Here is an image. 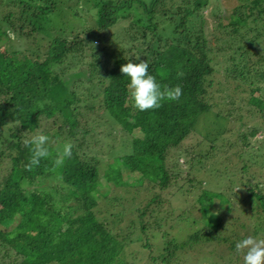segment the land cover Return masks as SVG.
<instances>
[{
    "label": "trees",
    "instance_id": "obj_1",
    "mask_svg": "<svg viewBox=\"0 0 264 264\" xmlns=\"http://www.w3.org/2000/svg\"><path fill=\"white\" fill-rule=\"evenodd\" d=\"M210 1L148 0L144 8L130 1H93L101 46L114 43L104 29L121 22L122 41L127 38L137 47H120L103 60L95 55L77 92L59 78L68 65L59 73L54 68L61 57L80 53L81 38L73 35L74 41L67 42L50 36L42 57L18 55L15 48L26 39L42 40L54 0H0V34L8 42L0 48V264H184L209 241H216L224 256L242 254L235 245L246 238L240 233L244 222L264 211V179L249 173L254 160L264 169V126L255 122L264 114L257 94L264 82V49L254 47L256 33L264 30V0H234L224 16L219 15L224 5L214 1L210 8H219L212 15L226 20L217 23L224 37L213 35L220 42L216 47L207 43L200 13ZM250 31L257 42L247 36ZM139 59L149 62V73L162 86L181 85V98L162 101L158 109L133 107L130 78L120 68ZM178 68L185 73L182 78ZM238 86L245 90L243 109L240 98L234 101ZM209 111L216 127L227 126L222 133L234 137L220 134L219 147L206 133L207 146L196 140L187 152L196 155V162L213 151L235 161L229 174L211 167L203 187L189 176L191 158L181 173L173 157L177 149L184 151L182 141L201 122L214 127L206 118ZM91 112L96 115L91 119L107 125L104 136L114 125L126 134L105 163L104 184L98 179L100 159L91 149L99 139L85 119ZM52 130L59 145L74 144L72 157L54 168L63 149L51 148V157L25 170L31 152L24 140ZM131 130L138 134L129 135ZM48 177L55 182H45ZM129 189H143L146 197L128 202ZM165 195L179 206L173 209ZM253 228V233L264 232L258 224Z\"/></svg>",
    "mask_w": 264,
    "mask_h": 264
},
{
    "label": "rangeland",
    "instance_id": "obj_2",
    "mask_svg": "<svg viewBox=\"0 0 264 264\" xmlns=\"http://www.w3.org/2000/svg\"><path fill=\"white\" fill-rule=\"evenodd\" d=\"M93 1H98V0H54V6L51 9V12L49 15V20H48V22L44 23V27H42L43 29L41 30V32L43 34L41 35L40 39H42V40H40V41L38 40V43L30 42L28 39L24 40L23 43L21 42V44H19V46L15 47V48H18V52H19L18 55L25 54V55L31 56V57H33V56L34 57H42L43 52L45 50V45H46L47 41L49 40L48 38L50 36H53V35H56L61 39H65V41H67V42H71L72 40L74 41L73 35H76L75 38H81V40H79V42L82 45V49H81L80 53L72 54L68 57L66 55L63 58L61 57V60L59 61V63H57L55 65L56 68H54V71L56 73H59V70H58L59 67H63L65 65H68L66 67L65 71L61 72L59 74V78L64 81V84L68 88L70 86L71 87L75 86V87H77L76 91L79 92L81 86L78 83V81H80V79L85 77L86 72H87L86 64L90 59L92 60V58L96 55V57L99 58V60H103V58L105 56H107L108 53L111 52V53L115 54L116 50L119 49L120 47L121 48L124 47L127 49L131 45H133V46L136 45V44H134L135 42L130 43V41L127 40V38H123L124 40L122 41L121 37H122L123 31L121 28L123 26H121L120 25L121 22H119L120 24L116 23L114 26H111V27H108L107 29H104V31L106 33L105 37H106L107 41H108V39H110V40L114 41V43L111 45L107 44V45L101 46L103 43H100V40H98V36L96 34V31H97V33L98 32L101 33V30H99V28H97V26L94 25V20L92 19V18H94V14H92V7L94 5ZM113 1H116V2L130 1V3H132V5H134V3L136 2V3L140 4V6H142V8H144L143 3L145 2L147 4V2H148V0H113ZM214 1H218L219 6L224 5L222 7V10L220 9L221 12H219V15L224 16L225 14H227L229 12L231 6L233 5L231 3L234 0H227V2L223 0L222 3H220V0H211L205 8L200 10V13L203 16V29H204L205 37L207 38V43L209 45H213L216 47L217 45L220 44V42H217L213 35L224 37V35H222L223 34L222 29H220L222 32L221 35L217 32V28H218L217 23L221 22V24L224 25L226 23V20L221 19L218 14H215L214 16L212 15L213 13L216 12V8L217 7L219 8V6H217V7L215 6V8H210V7H214L213 6V5H215ZM229 4H230V6H228ZM225 6H228V7L224 8ZM3 7L5 9V6H3ZM4 9H2V10H4ZM117 13H121L120 8L117 9ZM170 15L171 14H168V16H170ZM174 19H176V17H174ZM261 31H263V32L262 33H256L257 35L260 34V36L258 39L259 42L254 45V47L259 45L258 48L260 50L264 49V30H261ZM254 32L250 31L249 33H247V36L252 37ZM9 35L11 36V34H9ZM251 39H252V41H255V42L258 41L255 37H252ZM107 41H105V43H107ZM260 41H261V43H260ZM7 43L8 42L4 38V36L0 34V48H3ZM136 47H137V45H136ZM138 48H139V45H138ZM132 50H134V49L130 48L131 52H133ZM138 55H139L138 57L143 56V54H141V53H139ZM70 59H73V60L69 61ZM83 86L84 87L86 86L85 83L82 84V87ZM239 87H241V88H239ZM82 90H83V88H82ZM96 93H97V91H93L92 95H95ZM244 94H245V90H244L243 86H238L236 91H234V95H233L235 103H238L239 100L237 98H240L241 99L240 103L243 104ZM257 94L261 99L264 100V82L261 83V89L259 92H257ZM97 99H99V96L96 95V97H93L94 102H97L96 101ZM131 104L133 105L132 100H131ZM244 107L245 106L243 104L242 109ZM212 108L214 110L216 109L215 107H212ZM94 112H97V111H94ZM223 112H225V111H223ZM213 113H214L213 111L207 112L206 118H209L210 120H212V122L214 124L215 119H211V117L215 118V115ZM88 114L89 115H87L85 117L86 124L87 123L90 124V122H91L90 127L93 126V130L95 129V133L97 136L96 138L99 139V141L94 146H92V147L90 146V147L93 150V152L96 151L95 153L100 159L99 164L97 166V168H98V179L100 180V182L102 184H104L106 181V179H105L106 178L105 163L110 160V156L112 155L113 151L118 150L117 146L124 139L126 134H123L122 131L117 129V127H120V126L114 125V127H112V130L110 131V134H109L110 136H104L105 129H106L107 125L105 123H100V121H102V120H97V118L91 119L95 115V113L92 114V112H91ZM262 115H263V117H261V118L259 117V119H257L255 121L256 125H257V123H260V124L263 123L262 125L264 126V114H262ZM219 119L222 120V118H219ZM81 121H83V119ZM246 121H248V120H246ZM207 122H208V120H207ZM207 122L203 121L199 125H197L198 127H196V128H198V129H196L195 131L193 130L192 133H190L189 136H187V138H185L182 141V146H183L182 148L184 151L181 152L180 151L181 149H179V150L177 149V151L173 157V159H174L173 162L178 164L177 167H178V170L181 171V173L184 172L185 170H187L186 162H188V159L191 158V159H189L192 161L191 162V168L188 170L189 176H193V178H195L196 180H198L200 182V186H203V187H207V185H208V183H206L205 180L207 179V174L210 173L209 170L211 169V167H215V168H217L223 172L225 171L226 172L225 174H229L230 171L232 170L231 166H233L231 163L235 161V159L232 157L228 161V159H226L227 153L223 154V153H220L218 151L217 152L213 151V153L210 154V157L206 161L196 162V158H197L196 155L192 154V157H191V153L187 152V150H186L187 147L189 145H191L193 142H195L196 140H199L202 145L207 146L208 142L203 140V134H206V133L208 134V136L213 137V138L212 137L211 138L213 139V141H215L217 143V145H219V147L224 142V141H222V143H221L220 141H216L219 138L220 134H223L222 135L223 139H224V137L227 138V136L230 138L231 134L228 135L225 132L222 133V131L225 128L228 129L227 126L226 127H216V125L214 124V127H213L209 124V122L208 123ZM220 122L221 121H218V123H220ZM96 123H97V125H96ZM252 124H253V122H252ZM230 128H233L234 130H236V127H230ZM259 133L260 132L257 131V133H255L254 136H259ZM43 134H46L52 138L53 142L50 144V150L52 148V149H57L60 152L63 149V146L59 145L56 142V139H55L56 134L53 130L49 131L48 133L45 132ZM135 134H138V132L136 130H131L129 133V135H135ZM231 136H232V138L234 137L233 135H231ZM251 140L252 139H250V142H251ZM111 146H112V148H111ZM258 161L259 160H254L255 164H253L252 166L249 167L250 168L249 173H253V176L255 178L259 177L260 181H262V179H264V169L259 167ZM183 177H185V176H183ZM45 182H47L48 184H51V183L55 182V180L53 178L48 177ZM232 188L234 190L238 189V187H235V185H233ZM239 189L241 191V189H243V187H241ZM115 190H118V189H115ZM262 190L264 192V185L262 187ZM197 191L198 190L195 189L193 191V193L194 192L197 193ZM165 192H166V190H165ZM163 193H164V191H160V194H163ZM126 196L127 197H124L125 200H128V202H131V203H135L136 201H139L140 199L142 200L143 198H145L146 192L143 189H138L137 191H133V190L129 189L128 194ZM165 197H167L168 200L170 201V199H171L170 196L165 195ZM170 202L173 206V209L176 208L175 205L179 206L178 205L179 203L176 202L175 200H172ZM249 203L252 204V203H255V201L253 199H250ZM222 209H227L226 204L222 205ZM251 214L254 215L253 212H251ZM244 223H245L244 224L245 228L240 230L241 234H245L244 236L246 238L249 236H252L258 240L264 239V232L262 234L260 232H257V233L252 232L253 230L256 229V228H253V225L258 224L260 227L264 228V211L259 213L257 215V217L252 216L250 218V220L248 218L247 221ZM223 254H224V252H223L221 246H218L216 241H209V242L205 243L204 248H201L200 251L198 249L196 250V254L194 255V260L191 259L190 263H189V261H187V263H184V264H232V263L234 264V262H236L235 264H244L243 254L236 256V259L234 256L233 257H231V255H225L224 256ZM221 255H223V256L221 257Z\"/></svg>",
    "mask_w": 264,
    "mask_h": 264
},
{
    "label": "clouds",
    "instance_id": "obj_3",
    "mask_svg": "<svg viewBox=\"0 0 264 264\" xmlns=\"http://www.w3.org/2000/svg\"><path fill=\"white\" fill-rule=\"evenodd\" d=\"M95 11L92 9V14H95ZM148 69L149 62L146 59H139L138 63L129 61L120 68V72L130 78L128 89L133 107L140 111L158 109L162 106V101H178L181 98L183 95L181 85L162 86L157 82L156 76L149 73ZM184 75L185 73L178 68L177 77L182 78ZM41 107H43L42 104ZM52 142V138L43 133L24 140L25 146H30L31 152L29 162L24 166L25 170L32 171L33 168L39 166L42 159L52 156L50 151ZM73 147L74 144L71 142L63 145L62 152L57 153L53 161L54 168L62 167L65 160L72 157ZM210 215H218V213H210ZM235 247L238 253L243 254L244 264H264V239L258 240L249 236L236 243Z\"/></svg>",
    "mask_w": 264,
    "mask_h": 264
}]
</instances>
